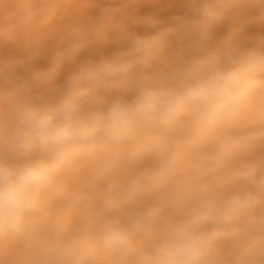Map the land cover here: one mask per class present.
Listing matches in <instances>:
<instances>
[{"label":"clouds","instance_id":"9594fccd","mask_svg":"<svg viewBox=\"0 0 264 264\" xmlns=\"http://www.w3.org/2000/svg\"><path fill=\"white\" fill-rule=\"evenodd\" d=\"M144 2L0 0V264H264V0Z\"/></svg>","mask_w":264,"mask_h":264},{"label":"bare ground","instance_id":"6f19581e","mask_svg":"<svg viewBox=\"0 0 264 264\" xmlns=\"http://www.w3.org/2000/svg\"><path fill=\"white\" fill-rule=\"evenodd\" d=\"M153 12H156L158 15V19L160 20V25L158 27H165L169 24L173 23L176 18L184 17L190 15L191 8L185 3V0H161L160 3H152L151 0H145L144 3L137 6L136 15L143 16L148 15ZM155 29H149L145 25H133V31L137 34L143 35L146 32L154 31ZM226 33H221L220 40L221 42L226 40ZM262 38H264V28H257L245 34L244 40L247 43H257ZM69 42H65L61 47H67ZM121 48V45H95L91 48L85 50L81 56L80 61L86 60H99L102 57L112 56L116 52H118ZM24 54L16 48L11 46H5L0 49V58L7 59L10 56H23ZM54 56L52 53H47L37 58L34 62V67L37 69H46L53 65ZM75 65L69 66L65 70V77L69 75L71 72L75 71ZM24 67L19 66L17 68L18 74H23ZM59 83H63V78ZM117 93H113L112 95H116Z\"/></svg>","mask_w":264,"mask_h":264}]
</instances>
